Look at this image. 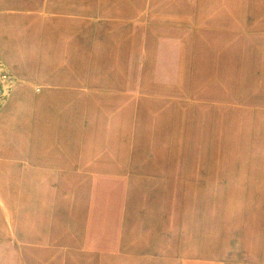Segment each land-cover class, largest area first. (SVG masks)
<instances>
[{
	"label": "rangeland",
	"instance_id": "rangeland-1",
	"mask_svg": "<svg viewBox=\"0 0 264 264\" xmlns=\"http://www.w3.org/2000/svg\"><path fill=\"white\" fill-rule=\"evenodd\" d=\"M15 2L34 76L81 99L59 104L91 117L92 151L91 172L77 157L65 183L77 231L64 260L29 236L5 264H264V0ZM0 62L12 79L1 108L20 78ZM119 207L139 252L113 244L112 221L79 237L90 211ZM152 232L160 254L144 249Z\"/></svg>",
	"mask_w": 264,
	"mask_h": 264
},
{
	"label": "crops",
	"instance_id": "crops-1",
	"mask_svg": "<svg viewBox=\"0 0 264 264\" xmlns=\"http://www.w3.org/2000/svg\"><path fill=\"white\" fill-rule=\"evenodd\" d=\"M17 8L15 0H0V58L20 78L0 108V264H5L14 251L10 247L17 237L25 241L29 236L43 237L46 249L41 256L55 254V260H48L62 261L57 256L65 249L60 247L72 244L77 231L76 207L70 200L73 194L70 197L65 183L69 186L75 181L77 157L83 171L91 172L92 122L90 116L77 117L80 110L76 104H59L81 101L75 99L76 95L45 93L52 83L34 76L37 67L27 50L18 45L21 27L11 17ZM39 9L45 12V8ZM35 85L42 88L36 90ZM59 189L67 190V194H60ZM118 213L119 218L102 217L104 213L98 217L90 211L78 230L79 237L92 240L102 229L101 224L112 221L119 224L113 244L118 241L119 250L127 254L139 252V227L134 226L132 212L119 207ZM163 229L160 237L167 234ZM106 238L107 245L111 238ZM154 238V232L146 236L147 254L156 255L161 250Z\"/></svg>",
	"mask_w": 264,
	"mask_h": 264
},
{
	"label": "built area",
	"instance_id": "built-area-1",
	"mask_svg": "<svg viewBox=\"0 0 264 264\" xmlns=\"http://www.w3.org/2000/svg\"><path fill=\"white\" fill-rule=\"evenodd\" d=\"M12 79L10 73L5 66L0 62V101L4 99L9 88L11 87Z\"/></svg>",
	"mask_w": 264,
	"mask_h": 264
}]
</instances>
